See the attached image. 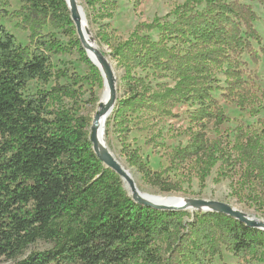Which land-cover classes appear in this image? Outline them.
Listing matches in <instances>:
<instances>
[{"label":"trees","instance_id":"16d2710c","mask_svg":"<svg viewBox=\"0 0 264 264\" xmlns=\"http://www.w3.org/2000/svg\"><path fill=\"white\" fill-rule=\"evenodd\" d=\"M10 1L0 0V17L19 19L30 37L23 46L0 25V259L11 264H211L225 248L234 258L254 255L264 264L263 231L221 213L198 212L190 220L185 211L155 210L128 196L121 179L92 151L91 120L50 109L51 100L75 96L73 87L88 79L53 74L51 55L75 48L93 80H100L65 1L16 0L21 8L8 12ZM249 2L184 0L164 17L138 24L125 40L111 43L106 37L104 42L123 71L124 93L112 120L123 125L141 112L176 117L175 106L187 105L190 138L174 150L171 164L193 167L200 189L218 166L214 182L230 179L238 203L264 217V132L230 120L214 97L220 92L225 103L251 118L263 108L264 90L250 82L248 67L264 58V50L256 48L262 38L251 5L264 8V0ZM111 4L86 1L92 9ZM47 23L69 37L67 46L53 34H42ZM142 32H155L157 39ZM147 71L172 85L153 87L145 81L148 75H140ZM60 77L71 83L25 93L30 82L47 85ZM231 121L237 123L231 142L209 138V126L218 135L219 127ZM109 123L110 118L106 127ZM123 155L151 187L164 194L180 191L165 172L152 171L137 149L123 148ZM38 241L51 247L27 253Z\"/></svg>","mask_w":264,"mask_h":264},{"label":"rangeland","instance_id":"374dc122","mask_svg":"<svg viewBox=\"0 0 264 264\" xmlns=\"http://www.w3.org/2000/svg\"><path fill=\"white\" fill-rule=\"evenodd\" d=\"M85 16L87 29L93 42L97 45L98 50L107 54L108 62L112 66V71L115 77L116 100L112 112L116 105L117 99L123 96V86L121 78L123 71L116 67L115 63L108 56L110 49L106 46L104 39L109 38L111 43L125 40L140 23H150L155 17H164L170 13L177 5L183 3L184 0H113L114 4L101 7L96 5L93 9L86 5L87 0H77ZM250 3L249 0H246ZM254 12L258 19L254 24L255 29L262 38V44L257 49L264 50V8L256 2L251 3ZM21 3L16 0L10 1L8 12L17 11L21 8ZM0 25L4 26L7 31L13 34L17 42L23 46L29 44L30 31L29 29H20V20L9 17H0ZM42 34H53L63 46L69 44V37L65 36L61 30L53 29L47 23ZM148 34L153 40L157 39L155 32H142ZM78 39V36L76 34ZM51 66L53 74L65 71L67 75L76 74L80 77H88V79L73 87L76 90V95L71 98H57L50 101V109L53 110H69L76 113L77 116L85 117L92 121V117L98 108L99 95L103 89V79L100 75V80L94 81L89 68L82 62L79 53L75 48L70 53L51 55ZM248 70L251 72L250 82L264 90V58L258 65L250 64ZM99 72V71H98ZM142 77L148 75L146 82H150L154 87L157 83L171 84L169 80H159L152 76L150 71L140 73ZM221 86H224V79L220 78ZM71 80L60 77L51 79L47 85H42L38 82H30L25 93L33 95L39 90H50L55 84L65 85L70 84ZM214 97L220 102L224 113L230 120H237L245 126H253L258 131L264 132V125L258 124L257 120H264V105L258 116L251 118L248 112L241 113L235 105L225 103L221 98V93H214ZM191 110L187 105H177L173 109V114L176 117L158 116L149 113H138L127 118L123 125H120L112 120V112L109 126L106 127L107 138L105 136V145L113 157L120 161L126 167L134 180L136 188L144 193L165 196H177L181 199H203L226 203L237 210H240L250 217H256L264 221L259 213L252 207L244 203H238L237 199L232 196L233 186L230 179L221 180L215 183L214 179L218 174V166L213 168L209 176L205 180L203 189H200L198 179L196 178V170L190 166H174L171 164V159L174 150L177 147L185 146L190 138L189 129L191 128L187 120V111ZM91 124V122H90ZM237 123L231 121L219 127L218 135L213 130L208 131L210 139L221 138L223 141L231 142L234 138V129ZM127 128L128 131H125ZM2 138L0 136V142ZM123 148L137 149L142 159L147 163L152 171L165 172L164 178H168L172 182H176L180 186L178 193L164 194L157 189L151 187L144 182L142 176L133 168L129 167L123 155ZM128 193V192H127ZM187 212L190 217L198 213ZM51 245L47 242L38 241L29 248L27 253L31 251L47 250ZM262 264L258 262V256H248L245 260L234 258L231 254L222 248L220 256L212 259L211 264ZM0 264H11L10 261L4 258L0 259Z\"/></svg>","mask_w":264,"mask_h":264},{"label":"water","instance_id":"95a60500","mask_svg":"<svg viewBox=\"0 0 264 264\" xmlns=\"http://www.w3.org/2000/svg\"><path fill=\"white\" fill-rule=\"evenodd\" d=\"M64 1L70 13V19L75 27V31L80 41V44L84 49L87 58L94 65L89 55L87 54V47L85 46L84 39L80 35L81 23L85 21V16L83 13L82 16L79 15L78 8L76 7L74 1H71L70 3L67 0ZM85 31L86 34L90 36L88 29H86ZM93 53L104 68V75L110 87L111 97L104 104L98 105V108L92 117V121L88 129V141L92 144L93 153L102 162L104 167L114 172L121 179V181L124 184L125 190L128 192V196H130L131 199L138 205L150 207L159 211H186L187 209H189L191 213L194 212L221 213L243 223L245 226L249 228L257 229L264 232V221L259 220L256 217H250L244 212L237 210L226 203L211 201V200H203V199H179L181 204L177 207H172V206L158 205L152 201L137 197V188L134 181L126 174V172L120 166L118 161L112 155H110L107 149L103 150L104 156H101L97 150V146H96L97 130L94 124L102 118L104 119L106 124V120L111 114L113 106L115 104L116 87H115V77L112 71V66L108 62V59L102 55V52L100 50H95V51L93 50ZM98 71L101 75L100 69H98ZM103 126L105 130V125Z\"/></svg>","mask_w":264,"mask_h":264},{"label":"bare ground","instance_id":"6f19581e","mask_svg":"<svg viewBox=\"0 0 264 264\" xmlns=\"http://www.w3.org/2000/svg\"><path fill=\"white\" fill-rule=\"evenodd\" d=\"M67 1L69 3L71 1H74L76 7L78 8L79 15L82 16L83 11L79 5V2L77 0H67ZM86 29H87V24H86V21H84L81 23L80 35L83 37L84 42H85V46L87 47V54L89 55V57L92 60V62L94 63V65L98 69H100V72L102 75L101 77L103 79V89L99 95V101H98L99 102L98 105H100V104H104L105 102H107L110 99V97H111L110 87H109L107 80L105 79L104 68H103L102 64L97 60L96 56L93 53V50L94 51L98 50L97 45L93 42L91 37L86 34V31H85ZM103 125H105V121L103 118L94 124V126L96 127V130H97L96 146H97V150L101 156H104L103 150L107 149V147L105 145V136H104L105 130H104ZM107 151H108V149H107ZM110 155H112V154L110 153ZM118 163L123 168V170L126 172V174L133 180V177H132L130 171L126 167H124V165L120 161H118ZM137 197L143 198V199L152 201L158 205H164V206L177 207L181 204L179 201V199H181L180 197L170 196V195L165 196V195H155V194H150V193H144V192L139 191L138 188H137ZM186 211L191 212L189 209H187Z\"/></svg>","mask_w":264,"mask_h":264}]
</instances>
